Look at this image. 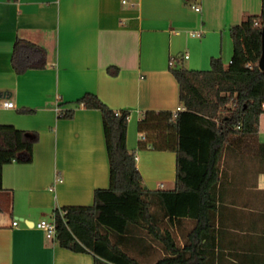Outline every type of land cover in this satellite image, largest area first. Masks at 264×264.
<instances>
[{
    "label": "crops",
    "instance_id": "0c3cea01",
    "mask_svg": "<svg viewBox=\"0 0 264 264\" xmlns=\"http://www.w3.org/2000/svg\"><path fill=\"white\" fill-rule=\"evenodd\" d=\"M250 15L247 0H0V124L39 134L31 162L12 159L2 168L0 264H95L92 253L66 248L36 226L56 210L92 205L95 190L110 186L102 112L77 103L86 93L130 112L127 146L144 184L175 189L176 151L154 149L139 121L147 111L184 109L172 68L209 70L213 57L228 66L230 28ZM17 40L45 49V66L18 72ZM37 47L24 43L19 58L42 62ZM263 116L256 134H235L225 144L203 264H264ZM196 223L172 217L159 226L184 246ZM142 236V256L153 264L163 245L145 230Z\"/></svg>",
    "mask_w": 264,
    "mask_h": 264
},
{
    "label": "trees",
    "instance_id": "16d2710c",
    "mask_svg": "<svg viewBox=\"0 0 264 264\" xmlns=\"http://www.w3.org/2000/svg\"><path fill=\"white\" fill-rule=\"evenodd\" d=\"M263 26L264 0L260 14L231 26L234 50L228 66L221 57H213L209 70L182 65L172 68L184 107L176 117L171 111H147L139 121V130L150 135L154 149L177 153V187L173 190H152L144 184L136 155L127 146L129 111L113 110L95 93H86L77 100L102 112L111 182L109 187L95 190L92 205L64 207V214L55 211L60 245L92 253L95 264H143L128 251L132 247L142 253L144 237L137 231L145 230L162 243L165 251L153 264H203V232L209 236L213 225L215 187L225 144L235 134H256L264 113V71L259 66ZM24 43L37 47L17 40L15 69L23 72L44 67L43 48L37 47L43 56L40 63L19 58ZM109 71L117 72L112 68ZM64 115L71 117L73 111ZM38 139L37 132L0 124V189L4 164L13 158L31 162ZM260 153L264 158V143ZM172 217L197 221L184 246L177 243L169 229L159 226L161 218Z\"/></svg>",
    "mask_w": 264,
    "mask_h": 264
},
{
    "label": "built area",
    "instance_id": "2783aa9c",
    "mask_svg": "<svg viewBox=\"0 0 264 264\" xmlns=\"http://www.w3.org/2000/svg\"><path fill=\"white\" fill-rule=\"evenodd\" d=\"M123 2H126V0H123ZM192 8L195 9L196 11H200L201 10V6L198 5L197 3H192ZM256 24H258V22H256ZM193 35L196 36H201V33H193ZM189 55H186V57H188ZM175 57H172V63L175 62ZM4 105L6 107H13L14 103L11 100H6L4 101ZM182 108L179 107L178 110L173 114L174 117L177 116V113L181 110ZM238 128H240V125H238ZM143 139H145V135L142 136ZM13 161H16V158H13ZM14 225L18 224V221H14L13 222ZM39 229L43 230L46 234L47 237L50 238H55L56 234H57V225H56V221L55 218L50 220V219H42L40 220L37 225H36Z\"/></svg>",
    "mask_w": 264,
    "mask_h": 264
},
{
    "label": "rangeland",
    "instance_id": "374dc122",
    "mask_svg": "<svg viewBox=\"0 0 264 264\" xmlns=\"http://www.w3.org/2000/svg\"><path fill=\"white\" fill-rule=\"evenodd\" d=\"M247 3L249 4L250 14H260L261 13V0H247ZM230 52H232L231 46H230ZM263 135H264V116L262 118V136ZM137 234L139 236H142V230H138ZM138 250L139 249H134V248L131 247V249H129L128 252L132 256L136 257L141 263H143V264H151L150 261H152V260H150V261L146 260V258L142 256V253H140Z\"/></svg>",
    "mask_w": 264,
    "mask_h": 264
},
{
    "label": "water",
    "instance_id": "95a60500",
    "mask_svg": "<svg viewBox=\"0 0 264 264\" xmlns=\"http://www.w3.org/2000/svg\"><path fill=\"white\" fill-rule=\"evenodd\" d=\"M259 66L264 71V26L262 29V53L259 60Z\"/></svg>",
    "mask_w": 264,
    "mask_h": 264
}]
</instances>
